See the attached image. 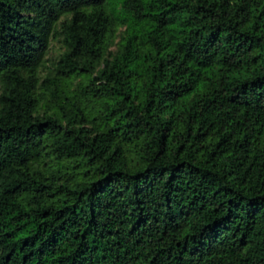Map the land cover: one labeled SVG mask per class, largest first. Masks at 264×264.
I'll return each instance as SVG.
<instances>
[{"label":"trees","instance_id":"16d2710c","mask_svg":"<svg viewBox=\"0 0 264 264\" xmlns=\"http://www.w3.org/2000/svg\"><path fill=\"white\" fill-rule=\"evenodd\" d=\"M0 264H264V0H0Z\"/></svg>","mask_w":264,"mask_h":264}]
</instances>
